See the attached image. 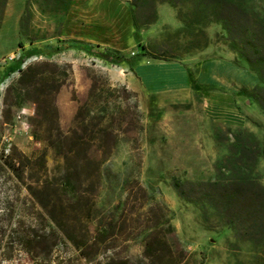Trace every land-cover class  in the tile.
Instances as JSON below:
<instances>
[{
    "label": "rangeland",
    "instance_id": "obj_1",
    "mask_svg": "<svg viewBox=\"0 0 264 264\" xmlns=\"http://www.w3.org/2000/svg\"><path fill=\"white\" fill-rule=\"evenodd\" d=\"M252 1L257 15L245 23L258 31L264 0ZM210 2L205 8L188 1L172 8L159 0L152 7L148 0H5L0 6V65H11L0 74V264H105L111 258L127 264H264V69L252 68L240 55L249 54L247 47L212 21ZM88 15H94L91 25ZM243 20L236 18L237 26ZM32 41L39 45L33 50L51 46V56L37 60L30 52L25 60L12 59L17 45ZM138 45L157 58L137 56ZM256 45L264 57V40ZM83 47L136 56L112 65ZM42 61L54 64L58 72L51 76L63 81L54 95L61 132L73 128L78 103L86 100L84 120L91 122L101 113L96 107L107 106L99 122L108 149L95 190L87 194L92 206L86 222L91 232L114 222L106 239L113 244L86 248L88 257L83 203L79 212L71 203L63 214L73 224L75 247L35 198L41 184L56 182L62 163L33 137V131L39 135L33 104L15 79L18 68ZM91 73L113 89L98 87L99 96L87 99ZM230 176L250 177L262 189L244 184L232 190L225 183ZM79 197L83 202V191ZM152 222L170 259L162 250L152 261L142 254L145 226Z\"/></svg>",
    "mask_w": 264,
    "mask_h": 264
},
{
    "label": "trees",
    "instance_id": "obj_2",
    "mask_svg": "<svg viewBox=\"0 0 264 264\" xmlns=\"http://www.w3.org/2000/svg\"><path fill=\"white\" fill-rule=\"evenodd\" d=\"M150 1L151 7L155 0ZM160 2L167 3L170 7L176 8L177 2L182 3L188 1L191 4L195 3L200 5V7L205 8L207 6L206 2L208 0H197L204 2L197 4L196 0H159ZM195 1V2H194ZM136 0H132V5ZM5 0H0V6L2 7ZM211 6L215 5L213 9H209V15L213 16L212 21H218L222 25V29L226 34H229V40L236 39L241 45L247 47L249 54L255 55L254 58H250L249 54L241 53L238 50V54L242 55L245 61L252 67L259 69L260 72L264 69V57L259 55V50L262 47H255V40H264V14L258 15L259 17V30L249 29L246 25V17H251L257 15L253 12L254 1L252 0H211ZM224 7V12L220 13V9ZM230 8V9H229ZM202 11V10H201ZM207 11V10H205ZM206 13V12H205ZM216 13V14H215ZM255 14V15H254ZM243 16V24L237 26L236 18ZM132 17V15H131ZM261 36V37H259ZM256 45V46H257ZM53 49L49 48L43 54L47 55ZM90 56L97 57L104 62L112 65H117L119 62L132 60L134 56H144L149 58H157L151 53L147 52L142 45H138V52L134 56H123L116 51L107 50H95L89 47H83ZM33 51V52H32ZM44 50H31L27 51L21 56L22 60H25L29 53H40ZM256 65V66H255ZM58 72V69L54 64H50L46 61L26 64L22 68L17 69V76L15 79V84L24 93V97L28 99L33 104V114L36 119V125L39 130V135L36 138V132L33 131L32 135L37 141L44 142L45 145L52 148L53 151L59 155L62 163L61 172L58 176L56 182H44L39 188V194L35 196L36 201L41 208L46 212L47 217L54 223L55 226L60 230L64 237L70 241V243L79 247L73 232V224L66 222L64 218V209L73 204H77V212L81 210L80 204L83 203V257H88L89 251L85 249H90V251L95 250L98 245L106 242V239L112 236V230L115 226L114 222L108 221L102 225H95L93 232L88 229L86 220L89 218L90 208H91V198L87 196L91 194L97 184V169L99 164L103 160V155L107 151V143L105 141L106 130L104 126L100 125V118L104 117L106 113L107 106L101 104L96 107L95 110L101 113L93 114L91 121H85L84 116L89 115V109L87 108L86 100L78 103L75 106L72 121L74 123L73 128L61 132L57 125V115L56 107L54 104V95L57 92L59 86L62 84V80H55L51 76L53 72ZM89 85L86 92V97H98L100 92H95L98 87H102L107 91H111L113 88L108 86L104 79L100 80L101 77L94 74H89ZM98 82L100 84H98ZM124 88L122 87V90ZM128 93V92H126ZM110 95V94H109ZM97 100V99H95ZM90 151L100 152L101 157L97 158L90 153ZM40 165L42 164V153L39 154ZM11 168L10 165H8ZM79 173L83 174V178L79 180L77 175ZM218 179H213L210 183H218ZM83 183V187L81 184ZM226 184L234 187L240 185H247L253 187L255 190L262 189L259 185L254 182L250 177L247 176H230L226 179ZM176 188V184H173ZM138 189H140L138 187ZM83 191V202L79 197V193ZM140 191H142L140 189ZM32 195H35L30 191ZM143 193V191H142ZM86 194V195H85ZM70 199L72 202H70ZM71 204V205H69ZM56 210V212H55ZM76 212V211H75ZM147 212V211H146ZM79 218H76L77 222ZM148 224V232H146L143 237V247L142 254L144 257L154 260L157 259L156 254L161 250L166 253L167 258H171L169 254V248L165 243L161 230L157 229L153 231L154 225ZM72 225V226H71ZM105 225V226H103ZM70 226V227H69ZM106 227V228H104ZM169 228V226H167ZM107 229V230H106ZM128 237L125 234L122 241L127 240ZM105 247H111L113 244V239L106 242ZM105 264H127L126 260L120 259H108Z\"/></svg>",
    "mask_w": 264,
    "mask_h": 264
},
{
    "label": "crops",
    "instance_id": "obj_3",
    "mask_svg": "<svg viewBox=\"0 0 264 264\" xmlns=\"http://www.w3.org/2000/svg\"><path fill=\"white\" fill-rule=\"evenodd\" d=\"M92 17H94V15H88V16L86 17L85 21H86L87 24L91 25V23L94 21V18H92ZM29 27H30V26H29ZM29 29H30V28H29ZM28 31L30 32V30H28ZM29 32H28V33H29ZM16 33H17V30H16ZM16 35H17V34H16ZM16 37H17V36H16ZM48 38H50V37H48ZM17 41H18V40H17ZM36 43H38V42L32 41V42L27 43L26 46H24L25 44H24V45H20V46L17 45V48H19V49L17 50L18 52L15 53V56H14V58H12V59H13V60H16L17 57H19V59H21V56L24 54L25 50H26V51H30V50H33L34 48L39 47V45H37ZM43 46H44V44H43ZM25 47H28V48H25ZM50 47H51V46H48V45H47L45 49H41V50H44L43 52L35 53V55H33V57L36 56V54H39V55L44 56V57H46V56H51L52 52H49L47 55L43 54L45 51H48ZM18 55H19V56H18ZM10 69H11V65H10V63H8V64H6V65H3V66L0 65V74L3 73V72H6L7 70H10Z\"/></svg>",
    "mask_w": 264,
    "mask_h": 264
},
{
    "label": "built area",
    "instance_id": "obj_4",
    "mask_svg": "<svg viewBox=\"0 0 264 264\" xmlns=\"http://www.w3.org/2000/svg\"><path fill=\"white\" fill-rule=\"evenodd\" d=\"M5 58L7 60H10L12 58V55H7ZM34 58L37 59V60H40V59H44L45 57L44 56H41L39 54H36V56H34Z\"/></svg>",
    "mask_w": 264,
    "mask_h": 264
}]
</instances>
